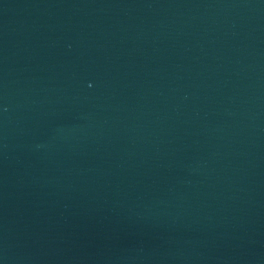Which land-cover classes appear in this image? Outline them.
<instances>
[{
  "label": "water",
  "instance_id": "water-1",
  "mask_svg": "<svg viewBox=\"0 0 264 264\" xmlns=\"http://www.w3.org/2000/svg\"><path fill=\"white\" fill-rule=\"evenodd\" d=\"M0 264H264V0H0Z\"/></svg>",
  "mask_w": 264,
  "mask_h": 264
}]
</instances>
